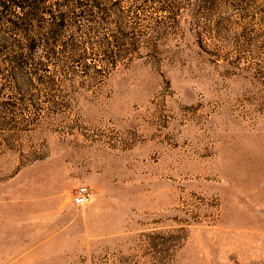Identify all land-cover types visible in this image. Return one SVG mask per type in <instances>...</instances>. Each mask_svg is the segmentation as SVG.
<instances>
[{
  "label": "rangeland",
  "instance_id": "1",
  "mask_svg": "<svg viewBox=\"0 0 264 264\" xmlns=\"http://www.w3.org/2000/svg\"><path fill=\"white\" fill-rule=\"evenodd\" d=\"M0 4V264H264V0Z\"/></svg>",
  "mask_w": 264,
  "mask_h": 264
},
{
  "label": "built area",
  "instance_id": "2",
  "mask_svg": "<svg viewBox=\"0 0 264 264\" xmlns=\"http://www.w3.org/2000/svg\"><path fill=\"white\" fill-rule=\"evenodd\" d=\"M93 197V191L88 186H81L78 188L73 197V202L76 205L83 206L88 204Z\"/></svg>",
  "mask_w": 264,
  "mask_h": 264
},
{
  "label": "trees",
  "instance_id": "3",
  "mask_svg": "<svg viewBox=\"0 0 264 264\" xmlns=\"http://www.w3.org/2000/svg\"><path fill=\"white\" fill-rule=\"evenodd\" d=\"M1 5V4H0Z\"/></svg>",
  "mask_w": 264,
  "mask_h": 264
}]
</instances>
